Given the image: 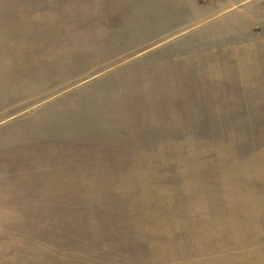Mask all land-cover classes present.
I'll use <instances>...</instances> for the list:
<instances>
[{
	"label": "rangeland",
	"instance_id": "374dc122",
	"mask_svg": "<svg viewBox=\"0 0 264 264\" xmlns=\"http://www.w3.org/2000/svg\"><path fill=\"white\" fill-rule=\"evenodd\" d=\"M0 264H264V0H0Z\"/></svg>",
	"mask_w": 264,
	"mask_h": 264
}]
</instances>
